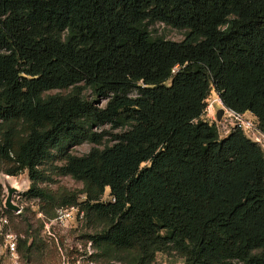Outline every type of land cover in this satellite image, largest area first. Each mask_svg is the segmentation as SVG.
Masks as SVG:
<instances>
[{
  "label": "trees",
  "instance_id": "1",
  "mask_svg": "<svg viewBox=\"0 0 264 264\" xmlns=\"http://www.w3.org/2000/svg\"><path fill=\"white\" fill-rule=\"evenodd\" d=\"M212 86L264 131V0H0V170H28L47 217L80 203L102 254L264 264V146L203 116ZM105 139L52 166L83 188L40 184L55 149Z\"/></svg>",
  "mask_w": 264,
  "mask_h": 264
},
{
  "label": "rangeland",
  "instance_id": "2",
  "mask_svg": "<svg viewBox=\"0 0 264 264\" xmlns=\"http://www.w3.org/2000/svg\"><path fill=\"white\" fill-rule=\"evenodd\" d=\"M150 29L154 34L177 40L184 38L186 33L185 29L173 27L161 21L150 24ZM58 91L68 92L70 88H54L48 92L54 93ZM86 93L92 96L89 89L86 90ZM135 93L136 91L133 92V94ZM211 101L213 102V112L208 113L205 110L203 116L210 121H215L221 135H224L227 129L231 127V123L224 118L225 105L219 100L215 86H212L207 98V102ZM102 104H105V100L102 101ZM220 108H223V112L219 117L218 110ZM246 116L254 118L249 111L246 112ZM103 127L109 128L110 125L107 124ZM111 142L108 139H105L100 144L84 141L65 146V148L60 150L55 149L54 159L42 164V167L48 168L51 179L40 184L53 190H59L63 187L70 189L83 188L82 180L76 179L71 175L55 173L52 166L64 162L63 154L65 151L74 154H84L95 145L103 147ZM0 181L4 187L2 195L3 205L0 206V215L6 214L9 216L10 226L8 229L17 232L19 235L18 253L16 256H12L6 250L4 233L0 232V264H129L126 260L114 257L113 254H102L101 250L94 246L87 235L93 233L95 228L91 226L85 215H75L65 227H52V233L45 230L44 225H41L42 219H40L38 214L42 209L41 200L39 198H30L24 193L32 181L28 170L18 175H12L0 170ZM12 188H15L13 189L15 191L12 193V200L20 207L19 210L6 206L7 196ZM108 191L109 189L107 188V196H109ZM28 222L33 223L32 236L29 237L28 244L31 243L33 235H35V240L31 244V248L25 250V248H20V239L26 236L25 229ZM183 260L184 257L174 250L158 251L152 264H182Z\"/></svg>",
  "mask_w": 264,
  "mask_h": 264
},
{
  "label": "built area",
  "instance_id": "3",
  "mask_svg": "<svg viewBox=\"0 0 264 264\" xmlns=\"http://www.w3.org/2000/svg\"><path fill=\"white\" fill-rule=\"evenodd\" d=\"M219 100L222 102L221 98ZM224 105V104H223ZM224 111V118L229 120L231 123V127L227 129L228 133L231 129L235 127H240L245 132L255 139L256 141L260 142L262 145L264 143V131H262L255 118L246 116V112L238 111L231 107L225 106ZM208 113L213 112V102H208L206 109ZM254 117V116H253ZM86 197L85 193H82L80 196V200ZM105 199L109 198L105 194ZM20 209V207H19ZM18 209V210H19ZM39 217L42 218L44 222V229L48 230L52 233L51 228H55V226L65 227L67 226L73 217L78 214L84 216V211L80 208V203L71 205V206H61L57 208L56 215L54 217H47L42 211L39 213ZM10 226V219L9 216L6 214L0 215V232L4 233V239L6 244V250L12 256H16L18 253V245H19V235L17 232L8 229Z\"/></svg>",
  "mask_w": 264,
  "mask_h": 264
},
{
  "label": "water",
  "instance_id": "4",
  "mask_svg": "<svg viewBox=\"0 0 264 264\" xmlns=\"http://www.w3.org/2000/svg\"><path fill=\"white\" fill-rule=\"evenodd\" d=\"M222 112H223V108H220L218 110V116L219 117L221 116ZM13 189H15V188H12V189L9 190V195L7 196V199H6V206L9 207V208L18 210L19 206L16 203H14L13 200H12V193H13V191H15Z\"/></svg>",
  "mask_w": 264,
  "mask_h": 264
},
{
  "label": "crops",
  "instance_id": "5",
  "mask_svg": "<svg viewBox=\"0 0 264 264\" xmlns=\"http://www.w3.org/2000/svg\"><path fill=\"white\" fill-rule=\"evenodd\" d=\"M225 135V134H224Z\"/></svg>",
  "mask_w": 264,
  "mask_h": 264
}]
</instances>
